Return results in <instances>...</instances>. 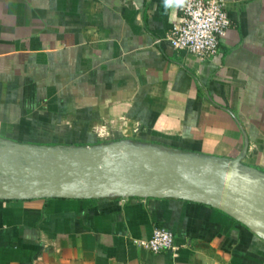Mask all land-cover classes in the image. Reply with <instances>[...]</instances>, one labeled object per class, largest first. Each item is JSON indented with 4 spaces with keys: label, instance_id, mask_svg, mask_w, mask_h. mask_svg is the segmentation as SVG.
<instances>
[{
    "label": "crops",
    "instance_id": "0c3cea01",
    "mask_svg": "<svg viewBox=\"0 0 264 264\" xmlns=\"http://www.w3.org/2000/svg\"><path fill=\"white\" fill-rule=\"evenodd\" d=\"M182 5L0 0V150H112L225 179L239 161L231 185L264 196V0H227L208 61L168 41ZM156 227L176 249L139 244ZM0 264H264V225L176 198H0Z\"/></svg>",
    "mask_w": 264,
    "mask_h": 264
},
{
    "label": "water",
    "instance_id": "95a60500",
    "mask_svg": "<svg viewBox=\"0 0 264 264\" xmlns=\"http://www.w3.org/2000/svg\"><path fill=\"white\" fill-rule=\"evenodd\" d=\"M175 162L153 157H117L112 150L68 156L13 144L0 150V198H176L208 204L264 225V196L231 185L239 161L227 179L198 172L204 164L195 165L196 169L190 171L187 160Z\"/></svg>",
    "mask_w": 264,
    "mask_h": 264
},
{
    "label": "built area",
    "instance_id": "2783aa9c",
    "mask_svg": "<svg viewBox=\"0 0 264 264\" xmlns=\"http://www.w3.org/2000/svg\"><path fill=\"white\" fill-rule=\"evenodd\" d=\"M180 13L182 21L169 32L168 41L177 52L211 60L231 27L227 0H185ZM139 244L155 254L176 249L173 233L162 227H156L152 238Z\"/></svg>",
    "mask_w": 264,
    "mask_h": 264
},
{
    "label": "clouds",
    "instance_id": "9594fccd",
    "mask_svg": "<svg viewBox=\"0 0 264 264\" xmlns=\"http://www.w3.org/2000/svg\"><path fill=\"white\" fill-rule=\"evenodd\" d=\"M184 0H176L178 6L182 5ZM171 4V0H165V6L168 7Z\"/></svg>",
    "mask_w": 264,
    "mask_h": 264
},
{
    "label": "rangeland",
    "instance_id": "374dc122",
    "mask_svg": "<svg viewBox=\"0 0 264 264\" xmlns=\"http://www.w3.org/2000/svg\"><path fill=\"white\" fill-rule=\"evenodd\" d=\"M205 175H206V176H209V173L207 172V173H205ZM209 177H210V176H209Z\"/></svg>",
    "mask_w": 264,
    "mask_h": 264
}]
</instances>
